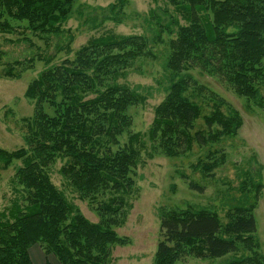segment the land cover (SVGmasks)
<instances>
[{
  "label": "trees",
  "instance_id": "trees-1",
  "mask_svg": "<svg viewBox=\"0 0 264 264\" xmlns=\"http://www.w3.org/2000/svg\"><path fill=\"white\" fill-rule=\"evenodd\" d=\"M165 2L162 12L167 20L156 25L174 37L166 59L172 80L168 97L155 109L147 138L165 155L174 156L194 144L206 147L234 136L242 125L237 110L182 71L199 66L264 109L259 86L264 78V0ZM73 5L74 0H0V31H29L44 40L64 37L69 46L73 35L64 25ZM107 11L109 16L101 22L114 20L120 12L115 4ZM21 41L32 45L26 36ZM146 56L155 54L145 37L104 34L81 46L73 58L58 64L48 59L29 83L25 95L34 110L26 120L25 146L13 151L0 148V169L20 163L10 179V203L0 213V264H32L29 249L35 244L46 256H54L56 264H111L112 248L124 244L114 229L126 217L139 157L136 144L142 140L133 134L128 143L113 144L130 126L131 106L144 100L118 79ZM12 70L6 71L7 77L15 78ZM206 91L216 106L202 115L195 99ZM200 117L205 130L192 133ZM214 153L208 150V155ZM59 158L65 159L61 175L79 199L88 202L98 222L89 221L52 182L49 169ZM211 158L201 165L204 174L220 165L217 157ZM247 181L240 203L228 210L225 225L205 209L161 211L154 264L229 254L239 257L227 264H263L257 253L254 211L264 183L250 176ZM190 188L200 191L192 183Z\"/></svg>",
  "mask_w": 264,
  "mask_h": 264
},
{
  "label": "rangeland",
  "instance_id": "rangeland-1",
  "mask_svg": "<svg viewBox=\"0 0 264 264\" xmlns=\"http://www.w3.org/2000/svg\"><path fill=\"white\" fill-rule=\"evenodd\" d=\"M113 4L120 12L115 14L114 20L101 22L109 16L107 8ZM166 6L165 0H74L71 15L64 25V29L73 35L69 46L64 37L51 36L44 40L29 31L23 34L19 33L21 30L10 34L0 31V148L7 151L25 146L26 120L32 118L34 110L33 102L26 98V89L45 69L48 59L58 64L66 58H73L81 46L104 34L141 35L148 40L155 54L154 57L135 60L125 77L118 79L120 84L131 87L144 100L131 106L130 126L117 138V144H113L122 146L133 134H138L142 140L140 146L136 144L139 157L133 170L135 184L127 199L126 217L122 225L114 229L124 244L112 248L111 264L155 263L161 211L188 207L205 209L215 213L219 222L225 225L229 221L226 216L228 210L240 203L241 188L248 176L254 182L264 183V109L238 96L222 79L203 73L199 66L184 70L181 75L191 76L239 112L242 125L237 134L211 146L194 144L189 151L174 156L165 155L148 140L147 133L155 109L168 97L172 80L166 59L170 51L169 43L174 37L157 29L156 25L157 21L166 22L162 12ZM23 36L32 45L21 41ZM9 68L13 69L15 78L6 76ZM259 86L264 98V78ZM209 92L195 99L202 106V115L211 113L216 106L210 100ZM220 109L226 112L225 107ZM193 124L192 133L205 130L202 117ZM208 150L217 151L212 155L217 157L220 165L204 174L201 165L212 159ZM64 162L65 159L59 158L50 167L52 182L89 221L98 222L99 218L88 202L80 200L61 175L60 168ZM14 166L0 169V213L12 197L10 179ZM190 183L197 185L200 191L190 188ZM249 183L247 181L246 185L249 186ZM254 219L260 244L257 253L263 257L261 261L264 264V188L254 211ZM31 247L42 252L43 264L47 261L56 264L55 257L46 256L39 245ZM236 257L239 254L214 259L187 256L177 264H227Z\"/></svg>",
  "mask_w": 264,
  "mask_h": 264
},
{
  "label": "crops",
  "instance_id": "crops-1",
  "mask_svg": "<svg viewBox=\"0 0 264 264\" xmlns=\"http://www.w3.org/2000/svg\"><path fill=\"white\" fill-rule=\"evenodd\" d=\"M29 256L33 264H43L42 263V252L35 247H31L29 250Z\"/></svg>",
  "mask_w": 264,
  "mask_h": 264
}]
</instances>
